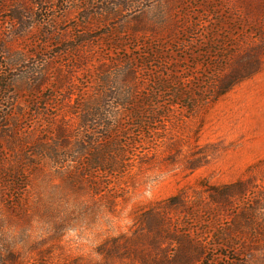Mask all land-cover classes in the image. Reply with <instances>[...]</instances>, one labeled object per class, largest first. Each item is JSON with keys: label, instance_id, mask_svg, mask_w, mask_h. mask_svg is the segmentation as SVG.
Returning a JSON list of instances; mask_svg holds the SVG:
<instances>
[{"label": "rangeland", "instance_id": "374dc122", "mask_svg": "<svg viewBox=\"0 0 264 264\" xmlns=\"http://www.w3.org/2000/svg\"><path fill=\"white\" fill-rule=\"evenodd\" d=\"M52 1L45 11L39 8L42 13L33 10L30 22L39 23V15H44L43 27L32 28L25 45L44 49L48 36L59 38L61 44L84 37L95 43L87 49L92 63L94 57L106 55L119 64L144 59L153 50L149 45L116 49L112 45L116 46L118 37L156 41L169 62L166 69L153 72L155 77L164 73L171 81L178 80L174 87L183 83L192 86L194 93L188 92L186 107L174 104L169 118L154 125L152 132L127 128L130 136L123 141L128 145L129 161L126 173L118 177L92 182L75 173L77 165L71 160L46 158L32 159L39 167L22 166L18 178L12 173L18 159L6 156L0 180V264H153L157 252L150 242L143 239L129 246L120 236L141 234L145 216L159 222L168 213L176 219L171 224L180 221L179 229L189 230L192 239L203 238L204 264H264V53L262 70L217 102L198 103L201 91L194 88L213 78L211 68H206L207 59L224 72L230 65L237 66V57L245 53V39L256 41L257 26L264 30V10L248 13L247 4L256 7L264 5V0ZM87 3L98 8L91 11ZM101 8L112 13L94 14ZM8 15L0 13V29L4 30L0 41L8 42L11 52L17 53L23 43L13 40ZM182 26L194 34L171 36ZM184 40L185 46L181 44ZM212 46L217 59L212 58L214 54L203 57ZM61 49L52 48L39 56L42 61L48 59L45 66L30 62V68L37 67L49 77L41 89L43 95L53 96L50 87L56 73L70 77L55 94L57 98L40 106L49 111L39 110L26 99L16 105L29 113L18 123L31 143L43 136L42 131L44 137L53 133L55 125L64 120L77 129L78 119L70 117V107L84 88L91 92L96 84L87 77L86 66L70 74L67 68L75 57ZM147 74L146 81L152 73ZM68 88L73 93L70 99ZM169 100L163 97L161 103ZM11 113L15 116L19 111ZM30 127L39 134H32ZM239 181L248 182L242 193L231 190ZM184 207L186 212L181 213Z\"/></svg>", "mask_w": 264, "mask_h": 264}, {"label": "trees", "instance_id": "16d2710c", "mask_svg": "<svg viewBox=\"0 0 264 264\" xmlns=\"http://www.w3.org/2000/svg\"><path fill=\"white\" fill-rule=\"evenodd\" d=\"M83 2L85 1L78 0V3ZM47 4L53 5V1L0 0V13L9 14L7 23L14 28V31L11 32L13 40L15 43H23L21 44L23 48L17 53H13L8 42L0 41V56L2 57V62H0V102L3 104L0 105L2 107V113H0V144H4V148L0 149V180L3 178L1 170L3 160L9 155V158L12 157L15 161L18 159V167L12 170V173L18 178L22 175V166L39 167L40 165L32 159L41 160L46 158L55 161L61 159L71 160L77 165L75 173L84 179H90L92 182L103 177L110 179L118 177V175L126 173L129 161L127 159L129 156L128 145L123 141L124 137L130 136L126 135L127 128L135 127L152 132L154 125L162 124L164 120L169 118L174 104L186 107L188 92L193 94V88L192 86L190 88L186 85L183 86V83H180L178 87H174V83L178 84V80L171 81L172 79L167 75L165 76L164 73L155 77L157 73L153 72L166 69L165 64L169 62L168 56L164 55L159 42L142 43L143 40L138 39L137 36L118 37L115 43L116 46H112L116 49L125 48L124 50H127L131 46L138 48L141 45H149L153 51L149 52L148 57L144 59H126L124 62L120 61L119 64H116L114 59H107L106 55L94 57L95 63H92L90 61L91 52L87 49L92 48L95 43L93 39H82L84 37L75 36L68 42L61 44L59 38L48 36L47 41L44 43V49H40L38 46L35 47L33 43L25 45L23 41L27 39L26 37H29V31L34 27H43L41 19H44L42 17L44 15H39V23L33 24L30 22L34 19L33 10H40L39 8H41L45 11ZM87 4V8L91 11L98 8L95 5ZM42 10H40L41 13ZM260 10H264V5L259 4L254 7L253 4H247L246 11L248 13H255ZM100 11V13L96 12L94 14L103 16L112 13V11L103 8ZM250 23H252V20H250ZM178 29L173 33L175 35L171 36L178 38L194 34L192 30L185 26ZM257 30L256 41L245 39L244 44L247 45L244 49V55L237 57V66L232 68V65H230L228 72L220 70L219 68H223L222 66L215 67V63L207 59L206 68H211L208 70L213 73V78L207 83L194 87L195 90L201 91V94L196 97L198 103L202 102L208 105L217 102L235 86L251 79L262 70L263 57L261 55L264 53V30L258 26ZM177 34L178 36H176ZM3 35L4 30L0 29V36ZM168 41L172 42V39L168 37ZM185 42L184 40L181 44ZM52 48H63L60 50L61 52L68 55L72 54L75 57L70 62L72 65L67 68L70 74L77 67L83 68L86 66L88 68L87 77L92 81V84L94 81H96V84L92 85L91 92L85 91L84 88L74 105L70 107V117L74 116L78 119L77 129L70 126L69 120H64V122L55 125L53 133H47V136L44 137L46 132L37 130L43 134V136L38 135L39 133L35 131V128L30 127L34 131L32 134L38 135V141L31 143L27 138L28 136H23L24 133L21 131L23 127L18 123L29 113L19 108L20 105H16L22 99H26L29 104L33 103L34 106H38L39 110L47 112L49 111L48 107L42 109L40 106L44 101L45 104L49 105L54 100L53 98H57L55 94L62 91L63 84H66L65 82L70 78L56 73V81L50 87L54 91L53 96H46L41 92L49 77L46 76L45 72H40L37 67L30 68V62L39 61L36 62L37 65L42 64V66H45L48 59L42 61L38 58L40 55L43 57L45 52ZM208 50L202 56L209 58L211 54H214L212 58L217 59V51L214 47L212 46ZM51 65L49 64L48 67ZM115 65L117 67H114ZM21 66L25 67L22 73L18 74L16 70ZM95 71L98 72L97 76ZM146 73H152L148 81H146L148 76ZM68 92L67 98L70 99L73 93L69 91V88ZM163 97L168 98V100L172 98L176 102H170L169 100V102L161 103ZM193 106L195 107L194 103ZM15 110L19 113L17 115L15 113V116H13L14 113L11 112H15ZM32 112L37 113L36 111ZM3 139H8V141L4 143ZM72 140H74V143H71ZM247 184V181H239L231 190H238L242 193ZM94 185L97 186L96 182H94ZM225 200L226 203H230V199ZM172 207L177 208L176 206ZM184 209L185 207L182 208L181 213L186 212ZM166 215L168 217H163L162 221L159 222L145 216L147 222L144 227H146V230L143 228L141 234L138 233L131 237L120 236V239H123L124 243L129 246H136L143 239L150 242V245L157 252L153 264H204L203 262H206V247L203 244V238L192 239L189 230L179 229V226H181L180 221L177 224H171V221L176 220L175 217L169 215V213ZM147 231L150 233L147 234ZM128 247L126 249L129 250ZM159 254H161L160 257H158ZM139 255H142V253L140 252Z\"/></svg>", "mask_w": 264, "mask_h": 264}]
</instances>
